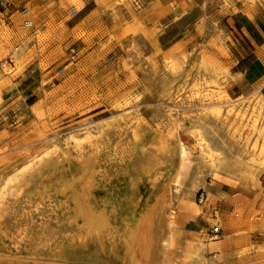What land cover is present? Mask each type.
<instances>
[{"label":"rangeland","instance_id":"rangeland-1","mask_svg":"<svg viewBox=\"0 0 264 264\" xmlns=\"http://www.w3.org/2000/svg\"><path fill=\"white\" fill-rule=\"evenodd\" d=\"M186 27L177 43L93 31L75 58L55 27L0 26V264H247V218L264 216V0H190L172 29ZM191 125L223 155L209 172L194 153L175 193Z\"/></svg>","mask_w":264,"mask_h":264},{"label":"crops","instance_id":"crops-1","mask_svg":"<svg viewBox=\"0 0 264 264\" xmlns=\"http://www.w3.org/2000/svg\"><path fill=\"white\" fill-rule=\"evenodd\" d=\"M121 1V3H120ZM190 0H0V26L21 28L52 26L67 35L69 47L74 57L93 31L107 28L115 34H121L125 26L143 25L147 27L153 40L164 42L170 34L180 35L175 43L185 40L187 27L172 29L186 15ZM188 26V25H187ZM159 35H156V31ZM163 34V35H161ZM161 35V37H160ZM156 36V37H154ZM85 51V50H84ZM264 96V86L260 88ZM6 144H3L5 146ZM195 215L203 209L195 208ZM248 222L247 218V264H264V216ZM219 221L215 222V225ZM214 248H219L214 243Z\"/></svg>","mask_w":264,"mask_h":264},{"label":"bare ground","instance_id":"bare-ground-1","mask_svg":"<svg viewBox=\"0 0 264 264\" xmlns=\"http://www.w3.org/2000/svg\"><path fill=\"white\" fill-rule=\"evenodd\" d=\"M193 122H195V121H193ZM189 128L190 129L188 130L187 135H185L184 133L178 132L177 137H176L178 162H177V169H176L175 175H174L173 180H172V186H173V189H175V193H176L177 187L180 186L182 184L183 180L186 178V176L189 175L188 173L190 170V165L192 163L191 156L194 153L196 154V156H198L201 159L202 162L200 160L199 161L201 163H203V165H204L203 167L207 168L209 170V172H211L214 169L216 160L223 155V153L221 151H219L215 148L212 140L208 137V135L206 133L207 131L205 132V130L203 128L197 127L195 125H193V126L191 125V127H189ZM168 230H169V234L161 242L162 255L164 256V258H165V256H167V251L169 249L174 248L173 247L174 241H176L178 239V238L175 239L176 238V234H175L176 231L174 230V224L173 223H169ZM129 236H131V235H129ZM199 250L201 252L202 249L200 248ZM197 252H199V251H197ZM169 256H171V255H169ZM165 259H167V258H165ZM165 263H167V262H165ZM168 263H169V261H168ZM174 263H176V262H174Z\"/></svg>","mask_w":264,"mask_h":264}]
</instances>
